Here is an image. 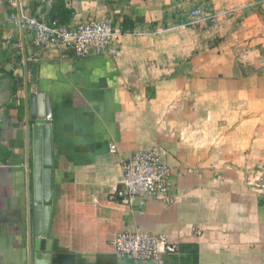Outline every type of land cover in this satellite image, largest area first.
I'll return each instance as SVG.
<instances>
[{"label": "crops", "instance_id": "obj_1", "mask_svg": "<svg viewBox=\"0 0 264 264\" xmlns=\"http://www.w3.org/2000/svg\"><path fill=\"white\" fill-rule=\"evenodd\" d=\"M21 13L138 22L116 59H76L34 46ZM37 125L50 127L52 204L30 213ZM153 148L168 189L139 214L114 191ZM30 229L54 264H151L116 254L114 237L136 230L177 246L164 264H264V0H0V264H29Z\"/></svg>", "mask_w": 264, "mask_h": 264}, {"label": "built area", "instance_id": "obj_2", "mask_svg": "<svg viewBox=\"0 0 264 264\" xmlns=\"http://www.w3.org/2000/svg\"><path fill=\"white\" fill-rule=\"evenodd\" d=\"M197 15L204 22L215 21V17L205 18L200 11ZM19 23L30 32L34 46L70 50L76 59H116L120 55L118 42L126 34L111 18L93 19L72 27L48 25L21 13ZM110 150L115 153L116 147L110 145ZM122 172L120 189L114 192L123 206L136 208L139 214L144 213L149 201L158 199L168 189L170 169L158 148L134 153L123 163ZM113 245L120 258L138 263L164 264V255L177 254V246L167 237L142 230L117 234Z\"/></svg>", "mask_w": 264, "mask_h": 264}, {"label": "water", "instance_id": "obj_3", "mask_svg": "<svg viewBox=\"0 0 264 264\" xmlns=\"http://www.w3.org/2000/svg\"><path fill=\"white\" fill-rule=\"evenodd\" d=\"M20 0H18V7ZM30 125H28L29 131ZM33 198L31 197V177H30V160L27 161L28 169V192H29V211L31 213V204L35 205L36 212L40 211L42 206L47 208L52 204V182H51V151L48 142L49 126L37 125L33 129ZM44 141V142H43ZM31 220V216L29 217ZM29 264H54L52 261L51 244L46 241L45 236H41L35 241L34 247L32 242L31 229L29 231Z\"/></svg>", "mask_w": 264, "mask_h": 264}, {"label": "trees", "instance_id": "obj_4", "mask_svg": "<svg viewBox=\"0 0 264 264\" xmlns=\"http://www.w3.org/2000/svg\"><path fill=\"white\" fill-rule=\"evenodd\" d=\"M138 21H132L131 19H125L123 22L120 23L122 32H134L135 25ZM47 23V22H46ZM48 25H61V26H69L67 23L59 22V21H51L47 23Z\"/></svg>", "mask_w": 264, "mask_h": 264}]
</instances>
